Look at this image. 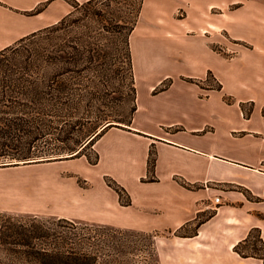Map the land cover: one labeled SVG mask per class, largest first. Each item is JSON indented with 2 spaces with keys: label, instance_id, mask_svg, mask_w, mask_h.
Wrapping results in <instances>:
<instances>
[{
  "label": "crops",
  "instance_id": "0c3cea01",
  "mask_svg": "<svg viewBox=\"0 0 264 264\" xmlns=\"http://www.w3.org/2000/svg\"><path fill=\"white\" fill-rule=\"evenodd\" d=\"M22 4L16 7L30 10L36 5L35 0ZM238 24L250 28L238 38L253 48L241 50L232 63L194 42L188 57L193 55L194 64L204 63L193 71L162 67L155 75L153 66L137 71V79L147 82L138 87V109L131 124L111 127L99 137L94 145L99 161L81 173L84 185L70 177L51 180L44 213H75L59 217L139 232L177 231L195 222L196 233L182 239L213 249L218 246L211 243L220 240L223 250L237 257L234 247L252 230L261 229L264 240V0L253 2ZM161 47L167 58L168 43ZM208 70L223 89L207 96L188 78L202 77ZM168 80L167 89L152 95ZM225 95L235 102L228 103ZM241 103L255 105L251 118L243 119ZM151 150L156 157L152 171ZM105 177L127 190L129 203L121 202ZM212 209L214 214L199 222V216Z\"/></svg>",
  "mask_w": 264,
  "mask_h": 264
},
{
  "label": "rangeland",
  "instance_id": "374dc122",
  "mask_svg": "<svg viewBox=\"0 0 264 264\" xmlns=\"http://www.w3.org/2000/svg\"><path fill=\"white\" fill-rule=\"evenodd\" d=\"M23 1L25 0H0V50L33 32L57 23L73 11L75 1L83 3L88 0H35L36 5L32 9H18L16 6L23 5ZM117 1L113 10L103 7L106 19L114 13L124 22L131 18L130 9L134 6L140 9L137 25L130 37L133 73L131 74L125 65V43L121 41L122 39L117 41L112 34L100 32L101 26L99 30L95 28L91 32L89 28L81 27L65 36L66 40H71L72 35L78 32L77 36L82 38L81 44L85 48L95 47L103 55H109L112 66L107 71L90 74L86 72L76 77L66 73L62 78L64 85L72 86L79 93L86 94V97L77 96L75 99L81 101L83 105L92 97L89 93H97L100 99L93 100L94 109L104 107L106 115L114 121L131 119L132 122L137 111L133 112V108L137 106L138 109V87L146 85L147 80L141 76L137 79V71L141 72L140 70L147 66H153L155 75L163 69L162 67H168L172 71L177 69L193 71L204 63V60H198L194 64L193 55L188 57V48L194 42L205 46L216 56L227 58L228 63L234 62L235 56L241 50L253 48L250 42L238 38L247 30L250 33L249 27L243 28L238 23L251 12L253 2L256 0ZM107 24H110V21ZM7 43L11 44L4 47ZM166 43L169 46L165 50L167 58L163 55L161 47ZM176 43L185 48L177 49L174 46ZM181 54L186 57L176 59ZM132 79L136 87L135 98L132 94ZM188 80L200 87L201 92L207 96L218 94L223 89V84L212 70H208L202 77H191ZM169 84L170 80L158 86L152 95L167 89ZM224 98L230 104L235 102L231 95H225ZM255 109L254 104L241 103V116L247 120L251 118ZM262 116L264 118V107ZM97 117L94 115L92 121L88 122L76 136L77 138L92 134L80 147V151L85 148L82 154L75 151L52 156L42 162L20 163L16 166L0 164V167L3 166L0 169H4L0 170V264H41L45 259L42 254L43 248L50 250L49 252L53 249L58 252H92L98 258L96 264H264L261 229H254L250 240L241 248L245 253L254 256L243 257L234 247V252L241 256L240 258L231 251L223 250L224 242L220 240L211 243L218 246L213 249L204 247L196 240L182 239L196 233L195 222L177 231L139 232L92 221L59 217L61 214L75 213H44L43 200L45 191L50 188L51 180L70 177L80 185L87 182L81 173L90 170L97 156L99 157L94 148L95 144L88 145L102 128H98L100 119ZM245 133L247 132L233 134L244 136ZM73 142L71 141L70 145H74ZM65 160L70 161L46 164ZM36 164L38 165L30 166ZM20 166L24 168H18ZM110 178L105 177L106 182H110ZM113 186L123 187L118 183ZM121 195H119L123 199L121 202L129 199L126 189ZM212 212L215 210L202 213L199 222L207 220L214 214Z\"/></svg>",
  "mask_w": 264,
  "mask_h": 264
},
{
  "label": "trees",
  "instance_id": "16d2710c",
  "mask_svg": "<svg viewBox=\"0 0 264 264\" xmlns=\"http://www.w3.org/2000/svg\"><path fill=\"white\" fill-rule=\"evenodd\" d=\"M116 3L117 0H88L83 3L75 1L73 11L57 23L33 32L0 50V162L60 156L75 151L82 154L85 148L81 151L79 149L92 134L76 136L92 121L94 115L100 119L98 128L102 127V131L88 143L89 146H93L99 136L109 128L131 124V119L112 120L106 115L104 107H97L95 110L93 100L100 99L97 93H89L92 97L85 105L76 101L77 96L86 97V94L64 85L62 81L66 73L76 77L86 72L90 74L107 71L112 66L109 55H103L92 46L85 48L80 42L82 38L77 36L78 32L72 35L71 40H66L65 36L81 27H87L91 32L101 26L100 32L112 34L117 41L122 39L125 43V65L133 73L130 37L137 25L140 9L135 6L130 9L131 18L124 22L114 13L106 19L103 7L113 10ZM106 20L110 24L105 23ZM131 85L135 98L134 79ZM136 110L137 106L133 108V112ZM96 131L95 129L94 132ZM71 141H74V145H70ZM98 160L97 156L94 164ZM155 160V151L151 150L150 171L154 168ZM16 165L19 164L14 166ZM110 180L108 185L122 196L121 192L125 189L113 186L117 182L111 178ZM129 202L130 199L123 203ZM252 231L244 241L235 246V251L243 257L254 256L241 250L250 240ZM261 242L264 241L261 239ZM42 250L45 259L41 264H96L98 259L92 252H58L55 249L49 252L46 248ZM49 258L51 260H47Z\"/></svg>",
  "mask_w": 264,
  "mask_h": 264
},
{
  "label": "water",
  "instance_id": "95a60500",
  "mask_svg": "<svg viewBox=\"0 0 264 264\" xmlns=\"http://www.w3.org/2000/svg\"><path fill=\"white\" fill-rule=\"evenodd\" d=\"M49 157H37V158H32L29 160H24V161H12V162H4L0 163L1 165L7 166V165H12V164H20V163H33V162H42L47 160Z\"/></svg>",
  "mask_w": 264,
  "mask_h": 264
},
{
  "label": "built area",
  "instance_id": "2783aa9c",
  "mask_svg": "<svg viewBox=\"0 0 264 264\" xmlns=\"http://www.w3.org/2000/svg\"><path fill=\"white\" fill-rule=\"evenodd\" d=\"M220 198H221V197H219V196H218V197H216V202H217V203H219V202H220Z\"/></svg>",
  "mask_w": 264,
  "mask_h": 264
}]
</instances>
